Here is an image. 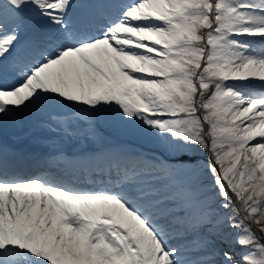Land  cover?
I'll list each match as a JSON object with an SVG mask.
<instances>
[{
    "label": "snow or ice",
    "instance_id": "1",
    "mask_svg": "<svg viewBox=\"0 0 264 264\" xmlns=\"http://www.w3.org/2000/svg\"><path fill=\"white\" fill-rule=\"evenodd\" d=\"M109 7L0 0V124L67 108L139 125L199 209L197 258L136 161L113 154L100 188H77L0 148V264H264V0Z\"/></svg>",
    "mask_w": 264,
    "mask_h": 264
},
{
    "label": "rangeland",
    "instance_id": "2",
    "mask_svg": "<svg viewBox=\"0 0 264 264\" xmlns=\"http://www.w3.org/2000/svg\"><path fill=\"white\" fill-rule=\"evenodd\" d=\"M113 118H114V116H113V114H111L110 116H109V119L108 120H106L105 122H108L109 124L110 123H112L113 122ZM97 121V120H96ZM95 123V120L92 122V124H94ZM91 124V125H92ZM90 125V126H91ZM89 126V127H90ZM89 127L87 128V131L85 130V132L86 133H88V129H89ZM119 132H120V130H119ZM130 132H132V131H130ZM134 132H135V134L136 135H138V138L137 139H139V140H141L142 142H143V144H145V146L151 151H153V152H157V151H159V149H158V146H157V142H156V140H155V138L153 137V136H151L149 133H147V132H145V131H142L141 130V128H140V126L139 125H136V128L134 129ZM120 133H122V132H120ZM124 135V134H123ZM202 162H203V160H202ZM172 189V187L169 189V190H171ZM176 200L177 199H175V201L174 202H176ZM178 201V200H177ZM184 201H188V198L186 199V200H184ZM168 203H171V202H168ZM253 227H255V226H253ZM257 235H259V233H257ZM262 242H264V241H262Z\"/></svg>",
    "mask_w": 264,
    "mask_h": 264
},
{
    "label": "bare ground",
    "instance_id": "3",
    "mask_svg": "<svg viewBox=\"0 0 264 264\" xmlns=\"http://www.w3.org/2000/svg\"><path fill=\"white\" fill-rule=\"evenodd\" d=\"M71 111H76L75 109H70ZM83 114V113H82ZM62 126L60 125V130H59V133H56L55 132V134L56 135H59V134H62V133H64L65 134V141H66V139L68 138V137H70V138H72V136L70 135V134H67V133H65L63 130H62ZM71 134H73L72 132H70ZM253 143H255V141H253ZM78 144V147H80V148H84V145H86V144H83V143H77ZM182 211V213L184 212V211H186V210H184V209H182L181 210ZM185 215H187L188 216V220H194V218L196 217V214H185ZM180 226H182V224L184 225V227H187L188 225H185V223L184 222H182V221H180ZM198 230L199 229V225H198V222H196V223H193L191 226H189V228L187 229V232L189 231V232H191V230ZM174 233H176V231H174ZM181 237H183V235L182 234H180L179 235V238L181 239ZM188 244H190V243H187L186 245H187V247H188V249L189 250H195V252H196V246H195V248H192L190 245H188ZM236 251L237 252H239L240 250L238 249V248H236ZM189 258H191V259H196L197 258V255L196 256H191V257H189ZM237 258H239V257H237Z\"/></svg>",
    "mask_w": 264,
    "mask_h": 264
}]
</instances>
